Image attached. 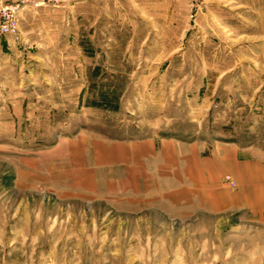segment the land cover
Instances as JSON below:
<instances>
[{"label":"rangeland","instance_id":"rangeland-1","mask_svg":"<svg viewBox=\"0 0 264 264\" xmlns=\"http://www.w3.org/2000/svg\"><path fill=\"white\" fill-rule=\"evenodd\" d=\"M167 144L264 155V0L21 6L0 34V264H264V198L179 199L153 172Z\"/></svg>","mask_w":264,"mask_h":264},{"label":"crops","instance_id":"crops-1","mask_svg":"<svg viewBox=\"0 0 264 264\" xmlns=\"http://www.w3.org/2000/svg\"><path fill=\"white\" fill-rule=\"evenodd\" d=\"M160 151L154 153L153 172L160 176L158 181L166 188L170 184V188L178 192L179 199H204L210 206L223 208L242 199L250 206L245 199L251 197L258 201L256 205L264 198V155L256 151L225 145L215 146L211 152L203 154L194 145L175 144H167ZM225 174L241 187L240 193L220 183Z\"/></svg>","mask_w":264,"mask_h":264},{"label":"built area","instance_id":"built-area-1","mask_svg":"<svg viewBox=\"0 0 264 264\" xmlns=\"http://www.w3.org/2000/svg\"><path fill=\"white\" fill-rule=\"evenodd\" d=\"M60 0H23L17 3H9L0 6V34L13 33L16 26L17 13L21 6L37 8L42 5L57 4Z\"/></svg>","mask_w":264,"mask_h":264}]
</instances>
